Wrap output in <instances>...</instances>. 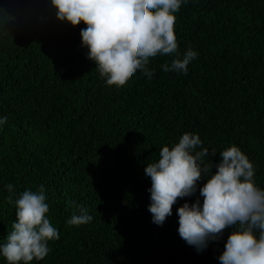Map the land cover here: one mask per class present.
Here are the masks:
<instances>
[{
    "label": "trees",
    "instance_id": "trees-1",
    "mask_svg": "<svg viewBox=\"0 0 264 264\" xmlns=\"http://www.w3.org/2000/svg\"><path fill=\"white\" fill-rule=\"evenodd\" d=\"M56 11L51 0H0V244L15 220L9 196L43 184L60 238L29 264H221L231 227L199 251L177 230V207L195 201L207 177L157 225L144 168L191 132L197 151L209 149L204 166L215 172L236 144L264 188V0H188L175 22L179 51L198 52L187 74L164 71L172 57L157 55L151 79L137 70L124 83L87 58V25ZM79 201L94 215L68 224Z\"/></svg>",
    "mask_w": 264,
    "mask_h": 264
},
{
    "label": "clouds",
    "instance_id": "clouds-1",
    "mask_svg": "<svg viewBox=\"0 0 264 264\" xmlns=\"http://www.w3.org/2000/svg\"><path fill=\"white\" fill-rule=\"evenodd\" d=\"M188 0H51L56 17L61 21L87 27L80 30L81 43L88 49L87 58L95 62L99 75L109 83H124L137 70L151 79L154 69L150 58L171 56L161 68L166 72L187 74L188 65L198 56L191 47L179 51L175 33L176 13ZM195 3L196 0H193ZM8 120L0 116V127ZM202 145L199 134L184 132L178 142L164 145L159 158L144 168L150 177L152 222L162 225L172 215L178 198L197 192L202 174L206 182L199 187L193 202L178 206V233L199 251L231 227L221 264H264V188L255 182V168L236 144L220 152L216 171L203 165L209 149ZM213 153L215 149H211ZM10 194L13 185L4 186ZM203 198L202 200L200 198ZM43 184L37 191L25 190L14 201L15 220L6 242L0 244V256L7 264H29L50 252L48 242L60 234L46 214L49 212ZM94 213L83 201L74 207L67 223L89 221Z\"/></svg>",
    "mask_w": 264,
    "mask_h": 264
}]
</instances>
